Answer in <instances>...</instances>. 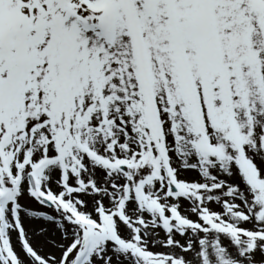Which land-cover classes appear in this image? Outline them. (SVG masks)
Masks as SVG:
<instances>
[{"label":"snow or ice","instance_id":"6c2138e0","mask_svg":"<svg viewBox=\"0 0 264 264\" xmlns=\"http://www.w3.org/2000/svg\"><path fill=\"white\" fill-rule=\"evenodd\" d=\"M0 264H264V0H0Z\"/></svg>","mask_w":264,"mask_h":264},{"label":"rangeland","instance_id":"374dc122","mask_svg":"<svg viewBox=\"0 0 264 264\" xmlns=\"http://www.w3.org/2000/svg\"><path fill=\"white\" fill-rule=\"evenodd\" d=\"M14 243H15V240H14ZM17 247H18V245H17Z\"/></svg>","mask_w":264,"mask_h":264}]
</instances>
